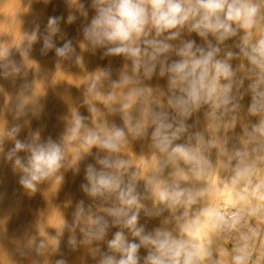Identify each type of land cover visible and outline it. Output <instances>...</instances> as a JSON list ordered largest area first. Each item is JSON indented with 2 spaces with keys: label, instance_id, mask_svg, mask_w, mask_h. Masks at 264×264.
Masks as SVG:
<instances>
[{
  "label": "rangeland",
  "instance_id": "obj_1",
  "mask_svg": "<svg viewBox=\"0 0 264 264\" xmlns=\"http://www.w3.org/2000/svg\"><path fill=\"white\" fill-rule=\"evenodd\" d=\"M254 2L260 3V0H254ZM91 5L92 0H0V258L5 264H35L36 262L39 264H57V261L61 260L65 264H100L104 254L120 255L119 253H114L108 246L110 240L114 239L115 234L119 231L123 232L126 241L128 240L127 242L140 243V238L131 233L132 229L122 224L125 218H119L120 222L117 223L116 220L118 218L110 215L107 211V209L111 208L124 207L118 199V192L105 193L104 197H92L82 190L81 185L86 184V169L88 165L92 164L93 167H96L97 172L101 170L108 172L110 170V174L120 175V178L123 179V186L121 187L132 186V166L135 163L133 162L134 160L136 161L139 158V161L142 160L140 163L144 165L148 163L149 166H154L158 163L161 151L156 147V141L152 136L157 126L155 120L159 118H164L166 123L167 119L171 118L173 131L180 126L181 122L185 121L183 123L185 130L178 134V138H176L172 147L182 144L193 149L195 154L202 158V163L196 165L190 162V165H193L196 169L199 167L202 171L200 174L204 177L208 174H213V170L214 172L218 171V174H222V172L226 171L228 165L237 158L240 149L251 147L254 143L255 146L261 144L260 136L262 134L254 129L255 126L259 125L264 116V107L258 103V110L255 113L250 111L254 93L251 87H249L256 82L260 69L250 64L247 57L243 55L241 48L245 47V39H247L248 45H251L256 43L261 37H264V3H260V9L262 10L258 13V18L256 17L253 28L245 30L233 24V27L236 29V35L230 36L223 41L218 40L215 35L210 33L206 37L200 36L191 27L195 22L194 20H189L182 27L166 30L159 36H157L154 28L147 26L146 31L148 35H142L139 38L140 40L136 42L137 46L140 45L139 47L142 49L140 57L142 66L136 72L133 71V61L131 58L124 55L105 56L106 47H93L85 38L83 32V29L87 27L85 19L86 17L93 16L95 10ZM70 15L76 17L72 23L68 22ZM50 17L61 18L58 25L59 31L52 37L55 45L54 48L63 47L70 40L72 47L75 49L70 58L58 57L54 48L47 50L46 54L43 52V36L47 35L46 30ZM80 17L84 19L81 20ZM173 32H179L178 37L169 38ZM34 33L37 37L35 41L31 40ZM152 39L170 45L168 51L157 54L155 60L150 59V54L153 51L152 48L144 43L145 40ZM188 42H194V51L197 48L208 51L209 45L219 48L220 51L215 58L226 60L231 65L233 75L230 80H220L221 85L228 83L232 85L231 91L228 93L230 97L229 104L214 108L211 103H201L198 108L192 109L189 115L182 116L179 110L170 103V100H174L176 96L184 95V93H181L178 88L170 86L169 77L172 74L167 69L172 63L183 59L178 55V52ZM144 49H147V52H149L147 55L143 53ZM229 52L232 53L231 57L228 56ZM113 64L114 66L112 67ZM152 64H155V70L150 76L146 75L142 67ZM14 69H18V71H14ZM162 69L164 70L163 75H161ZM124 75L129 77V82L125 84L126 88L124 87L125 85H121L125 83L122 78ZM93 82H95V88L89 91V87ZM258 91L264 92V84L260 85ZM247 94L249 95L247 96ZM257 99L259 100L260 98L257 97ZM115 100L119 103L116 104ZM137 101L142 105H139ZM246 104L248 108L245 107ZM239 109L242 110L240 111ZM74 114H79L84 118L83 124L85 127L81 129L80 135L76 139L68 140L66 137L69 134L68 129L71 127ZM202 118L204 119L202 120ZM250 118L252 119L250 120ZM242 119H244V122ZM16 126H19V132L9 135L10 130ZM130 126L132 128L141 126L139 128L143 129L144 132L140 134L143 140L142 137H139L140 144H138L135 150H133L131 145L133 134L129 130ZM117 128L123 130L125 136L118 142L120 146L117 151L110 152L106 149L104 151L98 145L86 146L84 144V137L89 131L104 138ZM130 132L131 134H129ZM49 138L60 144L63 149L64 159L62 167L57 173L39 183L35 192H30L19 184L20 176L23 173L20 169L16 168L15 157L12 159L8 158V152L14 147L17 139L26 143H46ZM144 143L147 144L144 145ZM122 148H124L123 151L121 150ZM168 150L170 156H172L171 147ZM17 155L26 160L29 153L20 151ZM102 157L113 162L123 160L128 166L125 165L119 168L123 171L117 168L104 169V166L97 163ZM147 159L150 160L147 161ZM181 160L184 161L183 158ZM190 174L192 172L188 171L186 177L183 179L184 181L182 180V182L176 185L174 184V180L170 179L168 185L167 182L166 185L164 184L165 188L167 187L170 191L175 189L181 190L183 188L182 190H184V193L186 192V195L192 196L196 191L194 188H196L200 180L197 175H194L193 178L197 177L198 179L195 180L194 178L191 180L192 177L188 176ZM58 176L63 179L58 181ZM127 176L131 178L129 179ZM141 177H144L143 174H141ZM191 188H193L192 191ZM138 189V194L135 191L136 195H138L135 205H138L137 207L140 206L139 211L135 212V209H133L135 205H133L129 213H137L139 217L137 227H141L140 222L144 214L143 203H145L142 195L145 193H148V196L151 197V209L147 215L152 220H155L154 232L159 230V225L165 226L175 220L173 215H168L167 209L160 207L161 205L163 206V203L159 202L156 196L157 191L154 188L146 187L141 183ZM81 201L83 202L84 212L81 214L79 222L74 223ZM155 203L158 205H155ZM159 204L161 205L159 206ZM156 206H158L157 209H155ZM97 216L103 217L106 222L108 221L104 237L99 240L93 239V242L91 241L90 244L83 242L85 241V235L81 229L95 230L96 225L93 221ZM161 219L162 222H160ZM228 219L233 223L232 218ZM252 233H254L253 229H249L246 232L249 237L247 238L248 240L244 238V242L246 241L243 244L244 247L250 245L246 244L247 241H249L248 243L252 242L251 240L254 237ZM259 236L264 244V229H262ZM72 238L76 240L75 246L69 243ZM2 242L4 243L2 244ZM21 245L23 249L25 248L26 251L27 249L30 251H28L29 255L25 250L23 253V249L21 252V249L14 248L22 247ZM43 249L45 251H42ZM16 253H23V255L18 256ZM25 253L28 255L27 258ZM10 254L11 256L16 255L11 257ZM46 259L49 260L46 261ZM9 260L11 261L9 262ZM14 261L18 262L15 263Z\"/></svg>",
  "mask_w": 264,
  "mask_h": 264
},
{
  "label": "clouds",
  "instance_id": "obj_2",
  "mask_svg": "<svg viewBox=\"0 0 264 264\" xmlns=\"http://www.w3.org/2000/svg\"><path fill=\"white\" fill-rule=\"evenodd\" d=\"M260 3H264V0H260ZM260 3H256L254 0H92L91 6L95 9L96 14L91 19L90 24L83 29V32L93 47H106L105 56L124 55L131 58L133 71L136 72L142 66L140 60L142 49L137 46L136 42L142 35H148L146 26L149 24L159 36L166 30L182 27L189 20H194L195 22L191 27L200 36L206 37L208 33H212L218 40L223 41L236 35L233 24L245 30L253 28L260 12ZM59 19L61 18H49L47 35L43 36V52L45 54L47 50L55 47L52 37L59 31ZM75 19V16L70 15L68 22L72 23ZM178 35L179 32H173L169 38ZM36 39L34 33L31 40L35 41ZM144 43L153 50L150 54L151 60H155L157 54L167 52L170 47V45L155 39L145 40ZM193 44L194 42L186 43L178 52V55L183 59L172 63L167 69L172 74L169 77L170 86L179 88L180 92L184 93V95L176 96L174 100H170V103L179 110L182 116L189 115L191 110L198 108L201 103H211L214 108L230 103L228 93L231 91L232 85L231 83L221 85L220 80H230L233 75L231 65L226 60L215 58L220 51L219 48L209 45L208 51L201 48L194 51ZM244 44L245 47L241 48L243 55L247 57L250 64L260 69L256 82L250 85L254 93L250 111L255 113L258 110V103L264 106V92L258 91L260 85L264 84V37L251 45H248V41L245 39ZM55 50L56 55L62 58H70V55L75 51L70 40L63 47ZM143 53L147 55V49H144ZM228 56L231 57L232 53L229 52ZM154 70L155 64L144 67L145 74L149 76ZM14 71H18V69H14ZM163 74L164 70L162 69L161 75ZM123 80L127 83L129 77L125 75ZM94 88L95 82L89 87V91ZM257 97L260 99L258 100ZM83 119L79 114H74L66 139L74 140L80 135L81 129L85 127ZM156 124L153 138L160 151H168L171 147V155L179 156L196 165L202 163V158L198 157L193 149L182 144L172 147L173 140L185 130L182 122L170 134L167 130L171 129L173 125L166 123L164 118H159ZM19 130V126H16L10 130L9 135H14ZM129 130L137 135L143 132V129L139 127L132 128L130 126ZM254 130L264 135V119L255 126ZM123 137V130L118 128L104 138L89 131L84 137V144L86 146L98 145L112 152L118 150V142ZM20 151L29 153L26 160L17 155ZM13 157H15L16 168L23 173L20 176L19 184L24 189L35 192L39 183L57 173L62 167L64 152L61 145L51 138L46 143H26L17 139L14 147L8 152V158L12 159ZM97 162L104 168L117 169L126 164L123 160L113 162L107 158L99 159ZM241 175L243 173L238 171L232 178V183L236 184ZM62 179L60 176L57 177L58 181ZM86 179L88 183L82 184L81 188L92 197L118 192V199L121 205L125 207L111 208L107 211L110 215L118 218L117 223L120 222L119 218H125L123 220L124 226L132 229V234L140 238V244L129 243L126 241L123 232H117L108 246L112 251L120 253L119 258L115 255L104 254L100 264H139L137 252L141 245L151 246L144 264H199L205 257L211 255V252L201 245L194 244L190 240L178 239L168 231L156 230L154 235H142L144 229L137 227V213L131 212L129 214L132 206L137 203L134 187L131 185L126 188L121 187L123 181L119 176L103 170L97 172L92 165H88ZM261 187L262 185H257L255 191L258 192ZM183 195L184 190L182 189L170 191L167 188H162L156 192L159 201L167 203L170 207L181 203ZM260 198L264 199V195ZM188 202L195 203V199L190 197ZM83 212V202L81 201L74 223L79 222ZM202 214L207 217L211 228H217L221 223H228L224 216L215 209H204ZM232 216L234 223L237 213H233ZM93 223L96 225L95 230L81 229L84 232V242L86 243H90L93 239H102L108 227L103 217H96ZM194 223H200L199 217ZM184 231L189 235L192 234L188 227H185ZM69 243L75 246V238L70 239ZM244 260L243 255L233 256L234 264H244ZM57 264H65V262L61 260L57 261Z\"/></svg>",
  "mask_w": 264,
  "mask_h": 264
},
{
  "label": "bare ground",
  "instance_id": "obj_3",
  "mask_svg": "<svg viewBox=\"0 0 264 264\" xmlns=\"http://www.w3.org/2000/svg\"><path fill=\"white\" fill-rule=\"evenodd\" d=\"M89 1V0H88ZM88 5V3H86ZM85 5V6H86ZM262 6V5H261ZM77 7V6H76ZM79 8V7H77ZM26 10V9H25ZM62 10V9H61ZM262 10V9H260ZM83 11V10H82ZM88 11V10H87ZM26 12V11H25ZM86 12V11H84ZM83 14V13H82ZM95 10L93 13V16L86 17L85 19V25L88 26L91 22V19L95 16ZM79 16V15H78ZM77 16V17H78ZM258 16V15H257ZM45 17V16H44ZM81 18V17H80ZM258 18V17H257ZM84 18H81V20ZM263 22V21H262ZM84 23V22H83ZM188 23V22H187ZM81 24V23H80ZM148 26L151 27L149 24ZM236 26V25H235ZM83 27V26H82ZM147 27V26H146ZM65 28V27H64ZM64 30V29H63ZM256 30V29H255ZM154 31V30H153ZM258 31V30H257ZM256 33V32H255ZM212 34V33H210ZM253 34V33H252ZM257 36V34H255ZM144 37V36H143ZM167 37V36H166ZM178 37V36H177ZM211 38V36H210ZM214 38V36H213ZM212 38V39H213ZM262 38V37H261ZM144 39V38H143ZM258 39V38H257ZM140 40V39H139ZM181 40V39H180ZM185 41V40H184ZM143 42V41H142ZM180 42V41H179ZM175 43V42H174ZM212 44V43H211ZM140 46V45H139ZM179 47V46H177ZM148 48V47H147ZM55 49V48H54ZM228 49V48H227ZM225 51V50H224ZM236 52V51H235ZM149 53V52H148ZM238 55V54H237ZM240 56V55H238ZM172 57V56H171ZM218 57V56H217ZM244 57V56H243ZM241 58V56H240ZM231 59V58H230ZM235 59V58H234ZM244 59V58H243ZM175 60V59H174ZM229 61V60H228ZM115 62V61H114ZM22 63V62H21ZM116 63V62H115ZM249 64V63H248ZM22 66V65H21ZM100 66V65H99ZM114 64L112 65V67ZM23 67V66H22ZM124 67V64H123ZM144 68V66L142 67ZM243 68V67H242ZM113 69V68H112ZM122 69V68H121ZM254 71V70H253ZM98 72V71H97ZM239 72V70H238ZM109 74V73H108ZM122 74V73H120ZM144 75V74H143ZM125 76V75H124ZM135 76V75H134ZM165 76V75H164ZM167 76V75H166ZM253 76V75H252ZM21 77V76H20ZM137 77V76H136ZM144 77V76H143ZM90 78V77H89ZM121 78V77H120ZM123 78V77H122ZM135 78V77H134ZM153 78V77H152ZM114 79V78H113ZM138 80V79H136ZM146 81V79H144ZM242 80V79H241ZM78 81V80H77ZM120 81V80H118ZM135 81V79H134ZM124 82V81H123ZM133 82V80H132ZM240 82V81H239ZM70 83V82H69ZM68 83V84H69ZM121 83V82H120ZM166 83V82H165ZM121 84V85H125ZM146 84V83H145ZM144 84V85H145ZM28 85V84H27ZM76 85V84H75ZM117 85V84H116ZM132 85V83H131ZM250 85V84H248ZM165 86V85H164ZM169 86V85H168ZM114 87V86H113ZM126 88V85L124 86ZM163 87V86H162ZM244 87V86H243ZM250 87V86H249ZM71 89V88H70ZM103 89V88H102ZM119 89V88H118ZM156 89V88H155ZM172 89V88H171ZM179 89V88H178ZM118 91V90H117ZM162 91V90H161ZM168 91V90H167ZM166 91V92H167ZM172 91V90H171ZM176 91V89H175ZM238 91V90H237ZM109 92V91H108ZM122 92V90H121ZM135 92V91H134ZM179 92V91H178ZM244 92V91H243ZM248 92V91H246ZM120 93V92H117ZM169 93V92H167ZM168 95V94H166ZM171 95V93H170ZM246 95V94H245ZM249 94H247L248 96ZM139 96V95H138ZM159 96V95H158ZM21 97V96H20ZM121 98V97H120ZM129 98V97H128ZM150 98V97H149ZM169 98V97H167ZM131 99V98H130ZM133 99V98H132ZM152 99V98H151ZM102 100V99H101ZM106 100V99H105ZM120 100V99H119ZM168 100V99H167ZM147 101V100H146ZM238 101V100H237ZM100 102V101H99ZM98 102V103H99ZM250 102V100H249ZM248 102V103H249ZM115 103H117V100H115ZM138 103V101H137ZM253 103V102H252ZM93 104V103H92ZM104 104V103H103ZM102 104V105H103ZM128 104V103H127ZM130 104V103H129ZM139 104V103H138ZM142 105V104H139ZM148 105V104H147ZM239 105V104H238ZM242 105V104H241ZM249 105V104H248ZM115 106V105H114ZM244 106V105H243ZM117 107V106H116ZM135 107V106H134ZM232 107V106H231ZM230 107V108H231ZM239 107V106H238ZM247 107V104L246 106ZM264 107V106H263ZM139 108V107H138ZM141 108V106H140ZM156 108V107H155ZM212 108V106H211ZM248 108V107H247ZM246 108V109H247ZM250 108V107H249ZM115 109V108H114ZM113 109V110H114ZM121 109H123L121 107ZM129 109V108H128ZM245 109V108H244ZM112 110V112H113ZM156 110V109H155ZM172 110V109H171ZM178 110V109H177ZM231 110V109H230ZM240 111L242 109H239ZM117 111V110H116ZM141 111V110H140ZM244 111V110H243ZM164 112V111H163ZM221 112V111H220ZM229 112V109H228ZM262 113V111H261ZM128 114V113H127ZM146 114V113H145ZM164 114V113H163ZM170 114V113H169ZM194 114V113H193ZM208 114V113H207ZM224 114V113H223ZM263 115V114H262ZM128 116V115H126ZM133 116V115H132ZM160 116V115H159ZM179 116V115H178ZM220 116V115H219ZM218 116V117H219ZM223 116V115H222ZM252 116V115H251ZM91 117V116H89ZM194 117V116H193ZM224 117V116H223ZM241 117V116H240ZM257 117V116H256ZM129 118V117H128ZM127 118V120H128ZM212 118V117H211ZM264 118V116H263ZM262 118V119H263ZM8 119V118H7ZM151 119V118H150ZM167 119V118H166ZM204 118H202L203 120ZM240 119V118H239ZM252 118H250L251 120ZM257 119V118H255ZM261 119V117H260ZM126 120V119H125ZM142 120V119H141ZM226 120V119H224ZM244 122V119H242ZM111 121V120H110ZM144 121V120H143ZM157 121V120H155ZM184 121V120H183ZM239 121V120H238ZM4 122V121H3ZM116 122V121H115ZM114 122V123H115ZM185 122V121H184ZM183 122V123H184ZM210 122V121H209ZM252 122V121H251ZM256 122V121H255ZM119 123V122H118ZM141 123V122H140ZM167 123L173 124L171 122V118L167 119ZM202 123V122H201ZM242 123V122H241ZM260 123V122H259ZM123 124V123H122ZM209 124V123H208ZM231 124V122H230ZM239 124V123H238ZM257 124V122H256ZM244 125V124H243ZM36 126V125H34ZM226 126V125H225ZM127 127V126H126ZM141 127V126H139ZM147 127V126H146ZM190 127V126H189ZM237 127V126H236ZM136 128V127H134ZM155 128V127H154ZM226 128V127H225ZM250 128V127H249ZM126 129V128H125ZM153 129V128H152ZM227 129V128H226ZM243 129V128H242ZM113 130V129H112ZM127 130V129H126ZM155 130V129H154ZM173 127L171 129H168L167 131L169 134L173 132ZM114 131V130H113ZM188 131V130H187ZM243 131V130H242ZM245 131V128H244ZM249 131V130H248ZM62 132V131H61ZM86 132V131H85ZM132 132V148L133 150L136 149L139 143V137H142L140 135L135 134ZM131 132L129 134H131ZM152 132V130H151ZM84 133V132H83ZM87 133V132H86ZM144 133V132H142ZM195 133V132H194ZM248 133V132H246ZM250 133V132H249ZM127 134V133H126ZM125 134V135H126ZM237 134V132H236ZM258 134V132H257ZM101 135V134H100ZM152 136V134L150 133ZM218 135V134H217ZM235 135V134H234ZM83 136V135H82ZM130 136V135H129ZM150 136V138H151ZM253 137V135H251ZM125 137V136H124ZM123 137V138H124ZM153 137V136H152ZM224 137V136H223ZM244 137V136H243ZM249 137V136H248ZM131 138V139H132ZM147 138V136H146ZM228 138V137H227ZM236 138V137H235ZM256 138V137H254ZM253 138V139H254ZM152 139V138H151ZM222 139V138H220ZM219 139V140H220ZM261 144L252 145L251 147L242 148L240 149V152H238V156L232 163H230L226 169V171L222 172V174H218V171L213 170V174H208L205 177L200 174L202 171L198 167L197 169L194 168L193 165H190V162L181 160V157L179 156H170L169 150L162 152L161 155L158 158V163L154 166H149L148 163L145 165L142 162V160H134L133 167V178H132V186L134 187V190H139V186L144 184L146 187L154 188L156 191L159 189L165 188L166 182L168 185V182L170 179L174 180V184L182 182V180L186 177V174L188 171L192 172V174L188 175L192 177L191 180H193V176L197 175L199 176L200 182L198 185H196V188H194L196 191L192 196L186 195V192L181 197V203L169 206L167 203H163V206L159 204L160 207L163 209H167L168 215L174 216V221L171 223H168V225L162 226L159 225V230L161 231H168L171 232L172 235L178 239H184V240H190L194 244L201 245L203 248L207 249L211 252V255L208 257H205L202 261L199 262V264H234L233 256L240 254L245 257L244 264H264V244L263 241L260 240V232L262 229H264V199H261L260 197L264 195V135L260 136ZM42 140V139H41ZM81 140V139H80ZM143 140V137H142ZM141 140V141H142ZM176 139L173 140V143ZM212 140V139H211ZM126 141V140H125ZM145 141V139H144ZM251 141V138H250ZM255 141V140H253ZM223 142V141H222ZM226 142V141H225ZM232 142V141H231ZM239 142V141H238ZM256 142V141H255ZM258 142V143H259ZM185 143V142H184ZM247 143V142H246ZM252 143V142H250ZM80 144V143H79ZM147 144V143H146ZM144 143V145H146ZM222 144V143H221ZM232 144V143H231ZM124 145V144H123ZM141 145V146H144ZM175 145V144H174ZM250 145V144H249ZM120 146V145H119ZM232 146V145H231ZM236 146V145H235ZM238 147L240 145H237ZM130 147V146H129ZM151 147V146H149ZM212 147V146H211ZM225 147V146H223ZM241 147V146H240ZM125 148V147H124ZM122 148L121 150L123 151ZM144 148V147H143ZM208 148V147H207ZM221 148V145H220ZM103 149V148H102ZM127 149V148H126ZM145 149V148H144ZM143 149V150H144ZM223 149V148H222ZM221 149V150H222ZM237 149V148H234ZM104 150V149H103ZM120 150V151H121ZM158 150V149H156ZM105 151V150H104ZM119 151V152H120ZM138 151V150H137ZM141 151V150H139ZM103 152V151H102ZM127 152V151H126ZM156 152V151H155ZM129 153V152H128ZM135 153V152H134ZM139 153V152H138ZM143 153V152H142ZM116 154V153H115ZM130 154V153H129ZM211 154V153H210ZM229 154V153H228ZM104 156V155H102ZM126 156V155H125ZM130 156V155H129ZM152 158L153 155L151 154ZM219 156V155H218ZM155 157V156H154ZM172 157V158H171ZM220 157V156H219ZM228 157V156H227ZM234 157V156H233ZM119 158V157H118ZM122 158V156H121ZM87 159V158H86ZM103 159V157H102ZM154 159V158H153ZM223 159V158H222ZM117 160V159H116ZM127 160V159H126ZM150 160V159H149ZM147 159V161H149ZM74 161V160H73ZM111 161V160H110ZM119 161V160H118ZM90 162V161H89ZM96 162V161H95ZM131 162V161H130ZM145 162V161H144ZM219 162V161H218ZM69 163V162H68ZM98 163V162H97ZM132 164V163H130ZM151 164V163H150ZM211 164V163H210ZM92 165V164H91ZM126 165V164H125ZM98 166V165H97ZM103 166V165H102ZM128 166V165H126ZM212 167V166H211ZM218 167V166H217ZM226 167V165H225ZM96 169V167H94ZM103 169V168H102ZM105 169V168H104ZM107 169V168H106ZM115 169V168H112ZM190 169V170H189ZM122 170V169H119ZM5 171V170H4ZM110 171V170H109ZM108 171V172H109ZM117 171V170H116ZM123 171V170H122ZM220 171V170H219ZM238 171H241L243 175L239 178L238 182L236 184L232 183V178L237 174ZM110 173V172H109ZM124 173V172H123ZM126 173V171H125ZM128 173V171H127ZM129 173V174H132ZM78 174V173H77ZM122 174V173H121ZM141 174H143L144 177H141ZM114 175V174H113ZM117 175V174H116ZM124 175V174H123ZM126 175V174H125ZM128 175V174H127ZM120 177V175H119ZM126 177V176H125ZM128 177V176H127ZM129 179L131 177H128ZM126 179V178H125ZM124 179V180H125ZM198 179L197 177L195 180ZM123 180V179H122ZM128 180V179H127ZM184 181V180H183ZM88 182V181H87ZM85 181V183H87ZM125 182V181H124ZM127 182V181H126ZM193 182V181H192ZM75 183V182H74ZM194 183V182H193ZM191 183V184H193ZM47 184V183H46ZM123 184V183H122ZM130 184V183H129ZM165 184V185H164ZM125 185V184H124ZM173 186V184H171ZM257 185H262L260 190L257 192L255 191ZM123 186V185H121ZM193 186V185H192ZM142 187V186H141ZM191 187V186H188ZM144 188V187H143ZM167 188V187H166ZM173 189V188H172ZM183 189V188H182ZM193 188H191L192 191ZM176 190V189H175ZM179 190V189H178ZM190 190V189H189ZM134 191V194L136 195V192ZM82 192V191H81ZM145 192V191H144ZM61 193V192H60ZM191 193V192H190ZM117 194V193H116ZM138 194V191H137ZM151 194V193H150ZM113 195V194H112ZM138 196V195H136ZM145 203L143 206V218L140 222L141 227L144 229L143 235H149L155 234V228H154V222L155 220L152 218H149L147 213L151 209V197L148 196V193H145L142 195ZM104 197V196H103ZM154 197V196H153ZM194 198L195 203H189V198ZM241 197H244V199H241ZM62 198V197H61ZM138 199V197H137ZM154 199V198H153ZM89 200V199H88ZM158 200V199H157ZM10 201V200H9ZM105 201V200H104ZM107 201V200H106ZM142 201V200H141ZM44 202V201H43ZM160 202V201H159ZM156 203H158L156 201ZM155 205H158L156 204ZM110 204V203H109ZM30 205V204H29ZM111 205V204H110ZM114 206V205H113ZM138 205H135L133 209L134 211H139ZM166 206V207H165ZM24 207V206H23ZM125 207V206H124ZM98 208V207H97ZM105 208V207H104ZM108 208V207H107ZM158 206H156L155 209H157ZM53 209V208H52ZM103 209V208H102ZM204 209H215L219 211L225 218V220L228 221L227 224L221 223V225L217 228H211L209 226L207 217L202 214ZM90 210V209H89ZM141 210V209H140ZM140 213V212H139ZM233 213H237V217L235 218V222L232 223L228 218H232ZM155 214V213H154ZM163 214V213H162ZM48 215V213H47ZM99 215V214H97ZM102 215V214H101ZM156 215V214H155ZM87 216V215H86ZM32 217V216H31ZM47 217V216H46ZM88 217V216H87ZM98 217V216H97ZM156 217V216H155ZM199 217L200 223L196 224L194 221L196 218ZM115 219V218H114ZM139 219V217H138ZM156 219V218H155ZM163 219V218H162ZM162 219L160 222H162ZM173 219V218H172ZM64 220V219H63ZM93 220V219H92ZM105 220V219H104ZM124 220V219H123ZM157 220V219H156ZM5 221V220H4ZM122 221V220H121ZM159 221V220H158ZM170 221V220H168ZM167 221V222H168ZM108 222V221H107ZM123 222V221H122ZM65 223V222H64ZM63 223V224H64ZM113 223V222H112ZM156 223H158L156 221ZM110 224V223H109ZM123 224V223H122ZM55 225V224H54ZM60 225V224H59ZM108 225V223H107ZM113 225V224H112ZM56 226V225H55ZM74 226V225H73ZM1 227V226H0ZM82 227V226H81ZM112 227V226H111ZM115 227V226H114ZM188 227L191 231V235H189L187 232L184 231V228ZM53 228V227H52ZM51 228V229H52ZM63 228V227H62ZM122 229V228H121ZM124 229V228H123ZM249 229H253L252 235H254L252 242L246 244H250L248 247H244V238H248L249 235L246 234V232ZM78 230V229H77ZM110 230V229H109ZM2 231V230H1ZM4 231V230H3ZM75 231V230H74ZM79 231V230H78ZM111 231V230H110ZM252 231V230H251ZM250 231V232H251ZM58 232V231H57ZM120 232V231H119ZM53 233V232H52ZM74 233V232H73ZM77 233V232H76ZM132 233V232H131ZM5 234V233H4ZM51 234V231H50ZM64 234V233H63ZM107 234V232H106ZM115 234V233H114ZM250 234V233H249ZM20 235V234H19ZM61 235V234H60ZM7 236V235H5ZM55 236V235H54ZM53 236V237H54ZM68 237V236H67ZM109 237V236H108ZM133 237V236H130ZM23 239V238H22ZM106 239V238H105ZM4 240V238H3ZM2 240V241H3ZM47 240V239H46ZM85 240V239H84ZM248 240V239H247ZM21 241V240H20ZM111 241V240H110ZM128 241V240H127ZM137 241V240H136ZM11 242V241H10ZM49 242V241H47ZM46 242V243H47ZM80 242V241H79ZM84 242V241H83ZM93 242V241H92ZM101 242V241H100ZM4 242H2L3 244ZM12 243V242H11ZM9 243V244H11ZM28 243V242H27ZM38 243V242H37ZM81 243V242H80ZM132 243V242H131ZM135 243V242H134ZM19 244V243H18ZM85 244V243H84ZM90 244V243H89ZM140 244V243H137ZM20 245V244H19ZM23 245V244H22ZM21 245V246H22ZM28 245V244H26ZM50 245H52L50 243ZM49 245V246H50ZM96 245V244H95ZM94 245V246H95ZM102 245V244H100ZM16 246V245H15ZM47 246V245H46ZM55 246V245H54ZM104 246V245H103ZM12 247V246H11ZM20 247V246H19ZM15 249H23V246L20 248ZM25 247V245H24ZM28 247V246H27ZM45 247V246H44ZM43 247V248H44ZM53 247V246H52ZM89 247V245H87ZM86 247V248H87ZM91 247V246H90ZM97 247V246H96ZM108 247V246H107ZM3 248V246H2ZM9 248V247H8ZM30 248V247H29ZM40 248V247H39ZM48 248V247H47ZM85 248V247H84ZM11 249V248H10ZM14 249V250H15ZM49 249V248H48ZM47 249V250H48ZM73 249V248H72ZM151 249V246H144L141 245V247L138 249L137 255L139 257V264H144L145 258L149 254V251ZM1 250V249H0ZM12 250V249H11ZM25 248L23 249L24 253ZM34 250H36L34 248ZM71 250V249H70ZM88 250V249H87ZM100 250V249H99ZM106 250V249H105ZM3 251V250H2ZM20 251V250H19ZM26 251V250H25ZM29 250L27 249V254ZM42 251H45L43 249ZM10 252V251H9ZM18 252V253H21ZM34 252V251H33ZM17 254L18 256L23 255ZM68 253V252H67ZM115 253V252H114ZM6 254V253H5ZM16 254L12 255L15 256ZM33 254V253H31ZM118 254V253H117ZM120 254V253H119ZM26 255V253H25ZM29 255V254H28ZM26 255V258L27 256ZM95 255V254H94ZM116 255V254H115ZM11 256V254H10ZM11 256V257H12ZM17 256V257H18ZM31 256V255H30ZM36 256V255H34ZM45 258L46 256L43 255ZM76 256V255H75ZM88 256V255H87ZM98 256V255H97ZM117 256V255H116ZM120 256V255H119ZM119 256H117L119 258ZM1 257V254H0ZM23 257V256H22ZM25 257V256H24ZM48 257V255H47ZM60 257V256H59ZM79 257V254H78ZM30 258V257H29ZM33 258V257H31ZM49 258V257H48ZM85 258V257H84ZM87 258V257H86ZM9 259V258H8ZM14 259V257H13ZM21 259V258H20ZM35 259V258H33ZM66 259V258H65ZM77 259V258H76ZM15 260V259H14ZM18 260V259H17ZM30 260V259H29ZM32 260V259H31ZM30 260V261H31ZM42 260V259H41ZM49 259H46V261ZM80 260V259H78ZM11 260H9L10 262ZM21 261V260H19ZM25 261V260H24ZM33 261V260H32ZM37 261V260H35ZM45 261V260H42ZM72 261V260H71ZM75 261V259H74ZM8 262V261H7ZM8 262V263H9ZM15 262V261H14ZM18 262V261H17ZM15 262V263H17ZM49 262V261H48ZM47 262V263H48ZM86 262V261H85ZM24 263V262H23ZM31 263V262H28ZM36 262L35 264H37ZM73 263V262H72ZM88 263V262H87ZM0 264H5L4 261L0 258ZM10 264V263H9ZM39 264V263H38ZM41 264V263H40ZM50 264V263H49ZM56 264V263H55ZM76 264V263H75ZM97 264V263H96Z\"/></svg>",
  "mask_w": 264,
  "mask_h": 264
}]
</instances>
